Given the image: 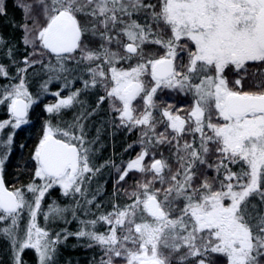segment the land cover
Masks as SVG:
<instances>
[{"label": "snow or ice", "instance_id": "obj_1", "mask_svg": "<svg viewBox=\"0 0 264 264\" xmlns=\"http://www.w3.org/2000/svg\"><path fill=\"white\" fill-rule=\"evenodd\" d=\"M16 7L22 16L12 27L25 54L17 57L19 45L0 34L7 61H0L7 115L0 241L8 264H27L29 250L36 264H61L62 246L93 250L88 264H264V0H22ZM29 77H42L35 97L56 99L44 107L30 166L21 171L28 182L17 188L6 183L5 168L16 130L37 103ZM104 131L136 134L123 149L127 159L97 163ZM53 189L67 203L50 197Z\"/></svg>", "mask_w": 264, "mask_h": 264}, {"label": "trees", "instance_id": "obj_2", "mask_svg": "<svg viewBox=\"0 0 264 264\" xmlns=\"http://www.w3.org/2000/svg\"><path fill=\"white\" fill-rule=\"evenodd\" d=\"M4 4L6 5V16H0V34H2L5 38H7L10 42L15 41L19 45V40L22 33L12 27V22L15 21L19 23L21 21L22 12L21 9L16 7V0H4ZM21 51L16 53L17 57L24 55L25 53L22 51V45H19ZM0 61H3V54L0 53ZM5 64L7 61H3ZM42 77H29L30 83V92L34 94V98H37V103L33 105V108L29 111V119L30 123L28 125H22L20 129L16 130V134L14 137V145L13 150L11 152L10 159L5 168V179L6 183L11 186L15 184V187H21V184H26L28 180L26 176L21 175V171L28 168L29 157L35 147L36 143L41 134V128L44 123V119L47 114L44 112V107L46 104L51 103L55 100V97L51 95L40 94L38 97H35V94L40 93V83ZM80 85L77 84L76 87ZM58 85L53 83L50 85L51 91H56ZM63 95V93H62ZM88 102L91 104L94 102V98L88 97ZM104 114L101 113V116ZM71 117V112H69L66 118ZM7 115L3 109H0V120L6 119ZM97 120L96 124L92 125V130L89 132V136L92 137L95 135L96 127L99 125V118H94ZM5 134L9 132V129H5ZM137 136L135 133L132 135L126 136L124 132H118L114 137H110L107 131L102 132L101 141L106 145L102 149V153L97 158V163H101L104 160H107L110 156L113 157L117 162L120 161L121 156L125 159L128 158L129 153L124 152L123 149L127 144L136 140ZM24 145L23 148L20 146ZM136 149L132 150V153ZM113 152L115 155L113 156ZM30 175V173L26 174ZM20 177V182L17 183L16 178ZM107 177V172H105V176L100 177L101 180ZM112 192V184L109 182L107 184V193L106 195H110ZM50 197L54 198L56 201H59L61 204L67 203L66 199L61 198L60 190L53 189L50 192ZM45 205L49 203V197L45 198ZM39 223L43 224L42 217L38 220ZM56 230L65 227V225H55ZM69 230H75L77 228V224L74 221L72 225H67ZM68 245L76 244L75 238H70L67 241ZM7 245L0 241V264H8V253L6 251ZM62 255L60 257L61 264H64L65 258L71 259V264H88V259L92 255L93 250H86L82 247H76L74 250L71 247H61ZM24 259L27 261V264H36L37 258L35 257L33 251H26L24 253Z\"/></svg>", "mask_w": 264, "mask_h": 264}, {"label": "rangeland", "instance_id": "obj_3", "mask_svg": "<svg viewBox=\"0 0 264 264\" xmlns=\"http://www.w3.org/2000/svg\"><path fill=\"white\" fill-rule=\"evenodd\" d=\"M22 2V0H16V3L18 4V3H21ZM0 3H4V0H0ZM56 99V98H55ZM52 102H55V100H53ZM51 102V103H52ZM137 139V138H136ZM136 151H138V148L136 149ZM74 222V221H73ZM57 225H64V224H57ZM69 225H72V223L71 224H69Z\"/></svg>", "mask_w": 264, "mask_h": 264}, {"label": "flooded vegetation", "instance_id": "obj_4", "mask_svg": "<svg viewBox=\"0 0 264 264\" xmlns=\"http://www.w3.org/2000/svg\"><path fill=\"white\" fill-rule=\"evenodd\" d=\"M29 90H30V83H29ZM104 114V113H103Z\"/></svg>", "mask_w": 264, "mask_h": 264}]
</instances>
